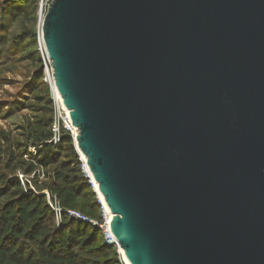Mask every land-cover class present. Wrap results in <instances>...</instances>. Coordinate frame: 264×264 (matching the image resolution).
Instances as JSON below:
<instances>
[{"label": "water", "instance_id": "95a60500", "mask_svg": "<svg viewBox=\"0 0 264 264\" xmlns=\"http://www.w3.org/2000/svg\"><path fill=\"white\" fill-rule=\"evenodd\" d=\"M41 40L129 263L264 264V0H52Z\"/></svg>", "mask_w": 264, "mask_h": 264}, {"label": "trees", "instance_id": "16d2710c", "mask_svg": "<svg viewBox=\"0 0 264 264\" xmlns=\"http://www.w3.org/2000/svg\"><path fill=\"white\" fill-rule=\"evenodd\" d=\"M18 6L15 2L9 11ZM34 75V85H43L42 68ZM34 98L40 102L45 99L38 95ZM52 123V115H42L24 127L28 141L38 147L33 161L22 159L9 134L0 136V199L5 198L0 201V264H122L116 248L105 243L99 227L66 213L76 210L89 219L103 220L96 192L79 167L70 132L63 131L58 145H54L50 142ZM52 166L49 191L62 209L56 223L45 196L24 187L16 174L17 170L30 174L36 167Z\"/></svg>", "mask_w": 264, "mask_h": 264}, {"label": "rangeland", "instance_id": "374dc122", "mask_svg": "<svg viewBox=\"0 0 264 264\" xmlns=\"http://www.w3.org/2000/svg\"><path fill=\"white\" fill-rule=\"evenodd\" d=\"M15 2L19 4L17 10L9 11L10 6ZM50 2L51 0H0V136L9 134L19 148L20 156L26 161H33L38 153V147L29 142L24 135V127L28 122H34L42 115H52L53 133L54 124H57L58 120L62 123L60 127L56 126L59 127L58 137L63 131H69L64 128V112L53 89L52 80L49 78L50 66L48 65L50 71L48 75L43 58L41 21ZM39 67L42 68L43 85L37 86L34 85V74ZM34 95L45 99L42 102L36 101ZM48 100H50L49 104ZM27 103H32V106H27ZM70 134L81 172L90 182L85 164L75 147V135L71 132ZM59 141L60 138L55 142L53 136L50 142L58 145ZM67 153L62 152V155ZM4 161L5 159L2 163ZM52 170L53 166L36 167L30 174H24L22 170H17L16 174L24 187L44 195L49 203L53 199L49 191L53 182ZM0 201H5V198H1ZM58 219L60 217L55 215L54 223Z\"/></svg>", "mask_w": 264, "mask_h": 264}, {"label": "built area", "instance_id": "2783aa9c", "mask_svg": "<svg viewBox=\"0 0 264 264\" xmlns=\"http://www.w3.org/2000/svg\"><path fill=\"white\" fill-rule=\"evenodd\" d=\"M43 52H44L43 58H44V62H45L46 73L49 75L50 71H49L48 65L50 66V61L48 60V58L46 56V53L44 51V46H43ZM50 69H51V67H50ZM49 78H51V80H53L52 79V75H49ZM60 106H61V109L64 112V119H63V123H64V126H65L64 128L68 129L72 134L75 135L76 134V130L73 128V126L71 124V120H70V117L68 115V112L66 111V109L64 108V106L62 105L61 102H60ZM57 122H58L57 124H54V135L53 136H54L55 142L58 141V139H59L57 133L59 131L60 124H62L59 120ZM57 125L59 127H56ZM86 174H87V172H86ZM87 176H88V174H87ZM90 182H91V184H92V186L94 188V183L92 182L91 179H90ZM94 190H95V188H94ZM98 200H99V202L101 204V214H102V218H103V220L101 222H98L97 220H94V219H89V218L81 215L76 210H66V213H68L70 216H75V217H77V218H79L81 220L88 221V222L96 225L97 227H99L102 230L103 238L105 240V243L108 244V245L114 246L116 248L117 253L119 254V257H120V260H121L122 264H126L124 262L123 258H122L121 253H120V247L118 245V242L115 240V238H114V236H113V234H112V232L110 230V227H109L111 216L108 217V213H107V211L105 209V206L101 203V200L99 198H98ZM49 205L52 208V210L55 212V215L57 217L58 216L60 217L62 209L59 207V205L56 202L55 198L49 202ZM59 220L60 219H58L57 222H59Z\"/></svg>", "mask_w": 264, "mask_h": 264}, {"label": "bare ground", "instance_id": "6f19581e", "mask_svg": "<svg viewBox=\"0 0 264 264\" xmlns=\"http://www.w3.org/2000/svg\"><path fill=\"white\" fill-rule=\"evenodd\" d=\"M52 84H53V80H52ZM56 92V91H55ZM56 95H57V97H58V99H59V101L61 102V98H60V95L56 92ZM62 103V102H61ZM63 105V104H62ZM64 106V105H63ZM65 108V107H64ZM67 111V110H66ZM68 112V111H67ZM99 196H100V194H99ZM100 199H101V201H102V203H104V200H103V198L100 196ZM105 205V204H104ZM105 209H106V211H107V213H108V217H110L111 216V213L109 212V209H108V207H107V205H105ZM110 214V215H109ZM120 253H121V255H122V258H123V260H124V262L126 263V264H130L129 263V261L125 258V256H124V254H123V251L120 249Z\"/></svg>", "mask_w": 264, "mask_h": 264}]
</instances>
